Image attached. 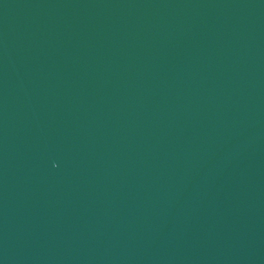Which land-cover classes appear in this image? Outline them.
I'll return each instance as SVG.
<instances>
[{
    "label": "water",
    "instance_id": "1",
    "mask_svg": "<svg viewBox=\"0 0 264 264\" xmlns=\"http://www.w3.org/2000/svg\"><path fill=\"white\" fill-rule=\"evenodd\" d=\"M0 264H264V0H0Z\"/></svg>",
    "mask_w": 264,
    "mask_h": 264
}]
</instances>
